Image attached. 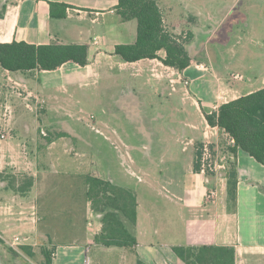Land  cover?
I'll use <instances>...</instances> for the list:
<instances>
[{"label":"crops","instance_id":"obj_1","mask_svg":"<svg viewBox=\"0 0 264 264\" xmlns=\"http://www.w3.org/2000/svg\"><path fill=\"white\" fill-rule=\"evenodd\" d=\"M51 2L66 4V16L57 17L63 11L59 8L55 11L57 16L53 17ZM252 2L255 3L253 5H262L260 9L264 11L263 3ZM5 4L6 13L0 18L1 42L87 44L89 64L81 66L68 62L52 71L35 69L23 72H12L0 65V132L8 134L6 139L0 140V172L5 174V179L0 182V241H12L5 236L8 229L4 222H8V215L15 213V207L19 208V215H23L28 206L37 209L34 191L39 186L49 188V179L55 173L45 166L51 164V156H38L39 152L46 154L56 142L40 134V129L46 130L39 113L47 109L51 97L48 90L67 89V86L82 83L88 78L98 81L103 75L111 77L110 71L115 64L123 68L132 65L137 68L134 76H142L148 68L161 83H169L172 91H176L177 83L184 82L186 92L206 123L203 134L198 136L196 133L197 137H192L188 143L213 148L215 161L224 164L225 168L202 174L192 166L190 182L182 190L176 191L178 195L181 193L179 200L182 202L176 206L177 215L163 223L154 218L148 209H141L136 196L137 221L131 230L138 243L133 248L107 247L96 243L94 236L101 233L103 222L102 213L93 209L92 233L79 241L53 245L52 264H137L139 258L148 264H185L173 248L183 245L233 246L236 249V264H264V164L242 149L234 155L229 149L233 145L231 137L218 126L209 125L205 117L206 112H217L228 101L264 88V35L261 61L252 62L246 67L228 66L224 71L220 61L208 54L206 61L193 60L183 71H179L166 66L159 58L124 62L115 54L116 45L135 42L138 27L135 19L125 21L121 17L118 12L119 0H0V11ZM248 18V12L244 10L235 19L247 21ZM164 22L169 29L165 17ZM219 26L213 24L208 29L207 40L211 41L216 34L219 38ZM125 31L131 33L129 41L123 39ZM177 35L194 38L192 31ZM223 38L230 41L228 36L223 35ZM159 55L164 58L166 52L161 51ZM243 69L249 75L247 82L242 74ZM48 74L52 75L51 78L42 80V75ZM235 74L241 75V78H234ZM231 80L237 84L234 85ZM19 91L22 97L18 95ZM8 105L14 113L11 119L5 120L4 112ZM25 110L37 112L38 122L33 124L19 116V111ZM199 137L202 138L198 143L196 138ZM19 142L22 143L23 152L18 148ZM30 144L31 152H28L26 147ZM230 160L236 161L238 175L234 206H231L228 195ZM32 181L33 185L29 187ZM105 181L113 182L112 179ZM114 184L120 188L126 186L123 180ZM211 190L217 191L216 198H208ZM40 192L37 196H40ZM160 226H165L162 233ZM20 228H25L24 224ZM34 229L37 238L39 235L47 238L52 235L50 229L39 232L37 224ZM23 236L26 240L31 239L29 235ZM16 254L29 257L21 250H16Z\"/></svg>","mask_w":264,"mask_h":264},{"label":"rangeland","instance_id":"obj_2","mask_svg":"<svg viewBox=\"0 0 264 264\" xmlns=\"http://www.w3.org/2000/svg\"><path fill=\"white\" fill-rule=\"evenodd\" d=\"M157 1L170 31L193 32V40L186 43L192 60L206 61L209 54L220 61L225 71L228 66L246 67L263 59L260 49L264 11L260 9L262 5H253L252 1L264 4V0ZM244 10L248 12L247 21H236ZM213 24L220 25L219 38L216 34L209 41L208 29ZM130 35V31H125L123 39L129 41ZM223 35L230 37V41H224ZM128 66L115 64L110 71L112 76L103 75L98 81L88 78L67 89L48 90L51 97L47 109L39 113L46 135L41 129L40 134L56 142L46 154L39 152L38 156H51V164L45 166L55 173L49 179V188L39 186L34 191L37 209L28 206L19 215L20 210L15 207V213L8 215L5 236L12 241H0V264H42L44 246L52 248L91 234L94 212L86 197L89 176L112 179L116 186L115 182L123 180L125 189L138 197L141 209H148L161 223L177 215L176 206L182 202L181 193L176 191L190 182L198 146L188 141L201 136L206 123L183 81L172 91L169 83H161L150 69L146 68L142 76H134L137 68ZM243 71L247 82L248 72ZM51 76L42 75V80ZM35 111H19V116L34 124L38 122ZM201 138H196L198 143ZM31 147H26L28 152ZM18 148L23 152L21 142ZM21 224L25 228H20ZM35 224L39 232L50 229V238H37ZM159 228L162 233L165 226ZM23 234L31 239H24ZM16 236L21 237V244L13 246ZM26 244L36 250V258L16 254Z\"/></svg>","mask_w":264,"mask_h":264},{"label":"trees","instance_id":"obj_3","mask_svg":"<svg viewBox=\"0 0 264 264\" xmlns=\"http://www.w3.org/2000/svg\"><path fill=\"white\" fill-rule=\"evenodd\" d=\"M59 8L63 11L57 16L55 11ZM66 9V4L51 2L53 17H65ZM6 10L5 4L0 11V18L4 17ZM118 12L125 21L135 19L138 25L135 42L115 46V54L121 60L136 62L159 58L166 66L179 71H183L191 64L193 60L186 43L192 36L183 38L166 27L157 0H119ZM161 51L166 52L164 58L159 55ZM68 62L81 66L88 65L89 45L80 43L36 45L25 41L10 43L0 41V65L12 72L35 69L52 71ZM205 117L209 125L218 126L233 138L234 143L229 149L234 155L242 149L264 164V88L228 101L222 104L217 112L206 113ZM203 150L204 144H198L194 162V169L197 172L201 169ZM227 174L228 195L231 206H234L238 183L235 160L229 161ZM4 179L5 174L0 172V182ZM86 184L87 200L92 203L96 212L102 213L103 229L94 236V241L107 247H135L138 242L131 227L135 226L137 221L136 195L131 190L120 188L94 176H89ZM32 185L33 181L28 184L29 187ZM173 248L185 264H236V249L233 246L183 245ZM20 249L30 258L36 257L33 246L26 244ZM54 249L55 246L52 248L44 246L43 264H52ZM137 264L148 263L139 258Z\"/></svg>","mask_w":264,"mask_h":264},{"label":"built area","instance_id":"obj_4","mask_svg":"<svg viewBox=\"0 0 264 264\" xmlns=\"http://www.w3.org/2000/svg\"><path fill=\"white\" fill-rule=\"evenodd\" d=\"M183 38H186V36L184 35ZM95 42H98L97 39H95ZM234 78H241V75L239 74H235ZM18 95L20 97H22V92H18ZM13 109L11 108V106H6L5 107V112H4V118L5 120H9L12 118L13 116ZM42 133L44 135H46V133L44 131H42ZM8 136V134L5 131H1L0 132V140L6 139ZM231 142L234 143L233 138H231ZM202 164H201V169H200V173L202 174H207L209 171H216L217 169H224L225 165L221 164L217 161H215L214 156L212 154V152H210V150L208 149V146H205L204 148V152H203V156H202V160H201ZM209 199H213L217 197V191L216 190H211L209 191V193L207 194ZM21 237L16 236L13 239L12 245H18L19 243L21 244L20 241Z\"/></svg>","mask_w":264,"mask_h":264}]
</instances>
